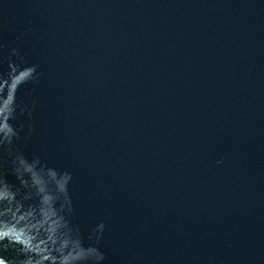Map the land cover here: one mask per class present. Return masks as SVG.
<instances>
[{"label":"water","instance_id":"water-1","mask_svg":"<svg viewBox=\"0 0 264 264\" xmlns=\"http://www.w3.org/2000/svg\"><path fill=\"white\" fill-rule=\"evenodd\" d=\"M0 232L4 264H264V0H0Z\"/></svg>","mask_w":264,"mask_h":264},{"label":"clouds","instance_id":"clouds-1","mask_svg":"<svg viewBox=\"0 0 264 264\" xmlns=\"http://www.w3.org/2000/svg\"><path fill=\"white\" fill-rule=\"evenodd\" d=\"M219 162H220V161H218V163H219ZM3 236H4V233L0 232V239H2ZM98 259H99V260L103 259V254H102V253L98 255ZM0 264H4V261L0 260Z\"/></svg>","mask_w":264,"mask_h":264}]
</instances>
